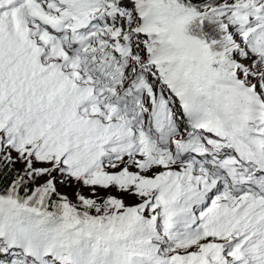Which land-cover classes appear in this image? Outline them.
I'll list each match as a JSON object with an SVG mask.
<instances>
[{"label":"snow or ice","instance_id":"obj_1","mask_svg":"<svg viewBox=\"0 0 264 264\" xmlns=\"http://www.w3.org/2000/svg\"><path fill=\"white\" fill-rule=\"evenodd\" d=\"M0 264H264V0H0Z\"/></svg>","mask_w":264,"mask_h":264}]
</instances>
